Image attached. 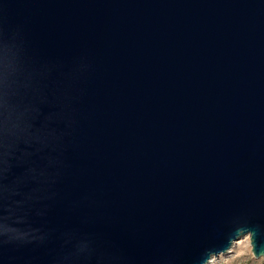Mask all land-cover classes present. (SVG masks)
I'll return each mask as SVG.
<instances>
[{"label": "water", "instance_id": "obj_1", "mask_svg": "<svg viewBox=\"0 0 264 264\" xmlns=\"http://www.w3.org/2000/svg\"><path fill=\"white\" fill-rule=\"evenodd\" d=\"M264 258V0H0V264Z\"/></svg>", "mask_w": 264, "mask_h": 264}, {"label": "rangeland", "instance_id": "obj_2", "mask_svg": "<svg viewBox=\"0 0 264 264\" xmlns=\"http://www.w3.org/2000/svg\"><path fill=\"white\" fill-rule=\"evenodd\" d=\"M210 264H264V258L254 257L250 238L246 237L235 243L229 254L214 258Z\"/></svg>", "mask_w": 264, "mask_h": 264}, {"label": "bare ground", "instance_id": "obj_3", "mask_svg": "<svg viewBox=\"0 0 264 264\" xmlns=\"http://www.w3.org/2000/svg\"><path fill=\"white\" fill-rule=\"evenodd\" d=\"M213 259H214V258H213ZM213 259H212V260H213ZM212 260H211V261H212ZM210 263H211V262H210Z\"/></svg>", "mask_w": 264, "mask_h": 264}]
</instances>
